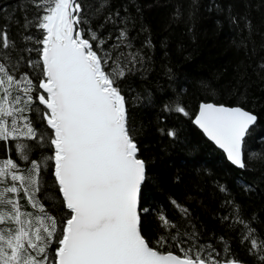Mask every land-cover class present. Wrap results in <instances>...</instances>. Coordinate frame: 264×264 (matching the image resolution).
<instances>
[{
    "label": "snow or ice",
    "instance_id": "obj_1",
    "mask_svg": "<svg viewBox=\"0 0 264 264\" xmlns=\"http://www.w3.org/2000/svg\"><path fill=\"white\" fill-rule=\"evenodd\" d=\"M111 2L21 0L24 22H14L31 47H20L11 36L12 17L0 25V142L6 149L12 142L17 157H0V264H242L227 246L223 257L212 243L200 242L196 231L181 232L164 214L158 227L176 228L174 235H161L158 247L142 235L141 216L151 210L141 207V197L152 177L129 124L126 92L134 91L127 77L137 75L145 54L134 50L129 17L110 10ZM149 45L147 40L142 47ZM33 52L35 59L24 55ZM22 62L31 76L20 71ZM134 99L152 103L150 93L137 92ZM164 110L189 116L179 101ZM193 123L241 170L246 155L255 160L264 154V135L258 134L264 128L242 107L202 102ZM161 131L177 138L175 129ZM250 137L261 152L246 154ZM46 169L56 185L53 197L67 210L59 220L44 200ZM220 191L227 188L221 185ZM237 220L247 229L242 242L250 241L249 251L264 253L250 239L254 229ZM172 244L181 255L158 250ZM259 258L264 261V254Z\"/></svg>",
    "mask_w": 264,
    "mask_h": 264
},
{
    "label": "trees",
    "instance_id": "obj_2",
    "mask_svg": "<svg viewBox=\"0 0 264 264\" xmlns=\"http://www.w3.org/2000/svg\"><path fill=\"white\" fill-rule=\"evenodd\" d=\"M20 3L0 0L4 10L0 25L8 23L5 16L12 17L10 34L24 47L27 33L14 22H24ZM117 9L129 17L134 50L142 49L145 54L137 75L127 77L134 91L126 92L129 124L135 129L139 156L152 177L141 197V207L151 210L141 216L142 235L151 247H158L161 235H174L176 228L158 227L159 215L164 214L181 232L196 231L200 242L212 243L223 257L229 255L222 252L227 246L242 264H264L259 258L264 253L249 251L250 241L242 242L248 232L237 220L239 216L254 229L250 239L264 246V154L255 160L246 155L247 168L237 169L193 124L203 102L242 107L255 114L264 128V0H112L110 10ZM147 40L151 45L142 47ZM24 55L35 59L37 54ZM25 63L20 71L31 76ZM202 82L210 87L204 88ZM137 92L150 93L152 103L136 101ZM174 101L181 102L189 116L164 110V105ZM162 129H175L177 138L173 140ZM258 134L264 135V131ZM261 150L255 137L247 139L246 154ZM50 154L44 151V155ZM8 155L17 159L12 142L7 149L0 142V157ZM17 162L26 166L24 161ZM44 183L47 208L62 219L67 210L59 196L53 197L56 185L50 170H45ZM221 185L226 192L220 191ZM172 200L188 210L186 216ZM228 200L233 204L226 203ZM225 215L228 220L223 219ZM158 250L181 255L175 244Z\"/></svg>",
    "mask_w": 264,
    "mask_h": 264
},
{
    "label": "water",
    "instance_id": "obj_3",
    "mask_svg": "<svg viewBox=\"0 0 264 264\" xmlns=\"http://www.w3.org/2000/svg\"><path fill=\"white\" fill-rule=\"evenodd\" d=\"M199 109V108H198ZM198 113V112H197ZM194 124V123H193ZM195 125V124H194ZM195 127L204 135V137L211 143V144H213L214 145V147L216 148V149H218L220 152H222L223 154H224V156L226 157V159H227V156H226V153L222 150V149H220L217 145H215V143L213 142V141H211V140H209L208 138H207V136L203 133V131H202V129H200L197 125H195ZM228 161V160H227ZM230 164H231V162L230 161H228ZM232 165V164H231ZM235 167V166H234ZM235 168H237V167H235ZM237 169H239V168H237Z\"/></svg>",
    "mask_w": 264,
    "mask_h": 264
}]
</instances>
